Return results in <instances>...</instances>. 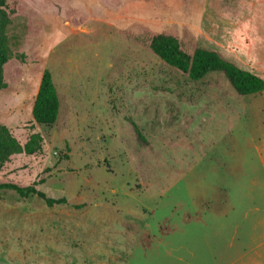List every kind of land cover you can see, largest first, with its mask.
<instances>
[{"label": "rangeland", "instance_id": "374dc122", "mask_svg": "<svg viewBox=\"0 0 264 264\" xmlns=\"http://www.w3.org/2000/svg\"><path fill=\"white\" fill-rule=\"evenodd\" d=\"M0 127L23 146L0 181V264H264V92L200 81L155 36L218 53L264 79V0H8ZM62 98L32 110L44 70ZM219 150L222 166L217 163ZM230 151V153L228 152ZM218 156V155H217Z\"/></svg>", "mask_w": 264, "mask_h": 264}, {"label": "trees", "instance_id": "16d2710c", "mask_svg": "<svg viewBox=\"0 0 264 264\" xmlns=\"http://www.w3.org/2000/svg\"><path fill=\"white\" fill-rule=\"evenodd\" d=\"M7 3L8 0H0V90L7 87L3 75L10 51L8 32L11 19L5 10ZM150 48L161 61L188 75L192 81H200L211 73H222L240 96L257 95L264 92L263 78L224 60L216 52L198 49L190 55L182 49L177 39L166 35L155 36ZM32 114L34 121L47 130H52L61 121L63 102L48 69L43 72ZM43 143L42 135L36 133L21 146L8 128L0 127V171L16 154L24 153L33 156L42 153ZM39 184L36 182L33 185L21 187L12 182L0 181V194L3 190H12L22 198L38 196L50 207L55 203L63 202L47 197L37 188Z\"/></svg>", "mask_w": 264, "mask_h": 264}, {"label": "crops", "instance_id": "0c3cea01", "mask_svg": "<svg viewBox=\"0 0 264 264\" xmlns=\"http://www.w3.org/2000/svg\"><path fill=\"white\" fill-rule=\"evenodd\" d=\"M219 150L220 149H218L217 152H216V157H217L216 159H217L218 166L221 167L222 166V161H221L222 158L220 156ZM228 152L230 153V151H228Z\"/></svg>", "mask_w": 264, "mask_h": 264}]
</instances>
